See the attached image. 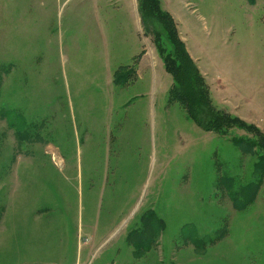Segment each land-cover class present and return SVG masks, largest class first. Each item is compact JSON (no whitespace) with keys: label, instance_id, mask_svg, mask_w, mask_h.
<instances>
[{"label":"rangeland","instance_id":"rangeland-1","mask_svg":"<svg viewBox=\"0 0 264 264\" xmlns=\"http://www.w3.org/2000/svg\"><path fill=\"white\" fill-rule=\"evenodd\" d=\"M0 264H264V0H0Z\"/></svg>","mask_w":264,"mask_h":264},{"label":"trees","instance_id":"trees-1","mask_svg":"<svg viewBox=\"0 0 264 264\" xmlns=\"http://www.w3.org/2000/svg\"><path fill=\"white\" fill-rule=\"evenodd\" d=\"M253 1L254 0H248L250 3H253ZM178 45L181 48V54L184 56V62L179 58L178 52H175V56H170V54H168V57L170 56L169 58L174 62L178 61L177 66L175 67V65L169 61L168 57L166 64L167 68L170 69L175 77L176 91H185V94L180 95L178 99L186 110L188 117L202 129L214 131L215 133H221V129L226 124H234L235 122L259 130L240 119L230 116L222 110L216 109L211 104L208 97L209 89L206 87L204 77H202L196 65L187 57L188 55L185 52V47L182 42L178 41ZM200 116H206V119L202 120Z\"/></svg>","mask_w":264,"mask_h":264},{"label":"bare ground","instance_id":"bare-ground-1","mask_svg":"<svg viewBox=\"0 0 264 264\" xmlns=\"http://www.w3.org/2000/svg\"><path fill=\"white\" fill-rule=\"evenodd\" d=\"M60 162H62V161H61V159L59 158V160H58V162H57V163H60Z\"/></svg>","mask_w":264,"mask_h":264}]
</instances>
